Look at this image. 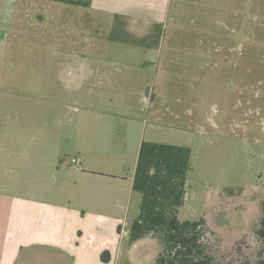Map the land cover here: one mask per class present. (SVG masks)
Wrapping results in <instances>:
<instances>
[{
  "label": "rangeland",
  "instance_id": "374dc122",
  "mask_svg": "<svg viewBox=\"0 0 264 264\" xmlns=\"http://www.w3.org/2000/svg\"><path fill=\"white\" fill-rule=\"evenodd\" d=\"M33 1L0 0V128L24 129L50 176L20 189L56 190L130 229L141 143L186 145L180 219L204 217L210 240L250 254L264 202V0H168L162 23L112 28L77 4L90 0H53L51 13ZM159 244H135L120 264H151Z\"/></svg>",
  "mask_w": 264,
  "mask_h": 264
},
{
  "label": "crops",
  "instance_id": "0c3cea01",
  "mask_svg": "<svg viewBox=\"0 0 264 264\" xmlns=\"http://www.w3.org/2000/svg\"><path fill=\"white\" fill-rule=\"evenodd\" d=\"M38 1H41L39 6H45L43 12L52 10L50 3L53 0H34L33 3L36 5ZM18 2L20 4L21 1ZM167 2L90 0L78 5L108 14L111 28L118 23L123 25L121 21L127 26L128 23H144L152 27L164 20L160 16ZM64 3L75 5L67 1ZM99 50L95 48L93 52ZM76 52L92 53L86 49ZM61 71L65 76L75 72L71 65L65 69L62 65ZM23 130L0 128V264H120L137 243L143 245L150 242L158 246V241L151 237L132 244L130 229L123 227L121 219L107 213L68 206L54 198L56 190L49 193L51 200L45 195L50 190L48 188L21 190V184L29 179L21 177L35 179L37 175H47L46 171L36 168V164L45 165L46 158L31 144L22 142L20 134ZM50 182L52 180L47 181V185ZM106 228L110 229L109 234ZM105 250L110 252L108 262L102 260Z\"/></svg>",
  "mask_w": 264,
  "mask_h": 264
},
{
  "label": "trees",
  "instance_id": "16d2710c",
  "mask_svg": "<svg viewBox=\"0 0 264 264\" xmlns=\"http://www.w3.org/2000/svg\"><path fill=\"white\" fill-rule=\"evenodd\" d=\"M191 157L192 148L186 145L141 143L133 190L142 195V201L130 228V242L134 244L147 237L156 239L161 248L152 264H264V202L255 231L258 245L250 254L246 252L250 245L241 240L229 246L220 240H210L204 217L180 219ZM102 260H110L108 250L102 253Z\"/></svg>",
  "mask_w": 264,
  "mask_h": 264
},
{
  "label": "built area",
  "instance_id": "2783aa9c",
  "mask_svg": "<svg viewBox=\"0 0 264 264\" xmlns=\"http://www.w3.org/2000/svg\"><path fill=\"white\" fill-rule=\"evenodd\" d=\"M74 162H79V160H74Z\"/></svg>",
  "mask_w": 264,
  "mask_h": 264
}]
</instances>
